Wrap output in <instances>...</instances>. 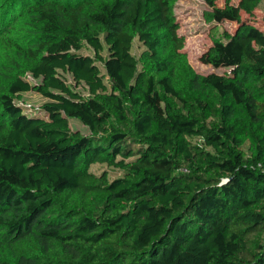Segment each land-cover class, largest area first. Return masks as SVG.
<instances>
[{"label": "trees", "instance_id": "1", "mask_svg": "<svg viewBox=\"0 0 264 264\" xmlns=\"http://www.w3.org/2000/svg\"><path fill=\"white\" fill-rule=\"evenodd\" d=\"M174 1L0 0V264H264L261 0H207L230 76L187 64Z\"/></svg>", "mask_w": 264, "mask_h": 264}, {"label": "rangeland", "instance_id": "2", "mask_svg": "<svg viewBox=\"0 0 264 264\" xmlns=\"http://www.w3.org/2000/svg\"><path fill=\"white\" fill-rule=\"evenodd\" d=\"M238 1L214 0V3L218 7H223L226 3L237 5ZM173 5L174 15L179 25L178 34L184 39L182 51L184 52L187 64L198 74L215 73L230 76L231 71L229 68H215L210 64H206L204 57L214 39L221 38L224 40L226 33H232L234 31L236 23L228 21L217 23L212 18V10L207 0H175ZM241 17L257 27L264 29V0H261L252 15H248L242 11ZM133 53L139 59L141 50L137 43L134 44ZM139 65L141 66L140 62ZM63 75L68 84L76 91L83 95L88 94L84 86L75 85L69 73H63ZM27 78L32 83H39L40 81L39 79L32 78L30 75ZM17 101L28 112L38 109L46 99L37 92L28 91L20 94ZM232 126L239 140L240 147L245 151L247 156H251L253 154V141L251 129L248 126L243 108L238 107L236 109L232 117ZM70 127L84 134L89 133V130L76 120H70ZM104 168V165L95 164L91 167V170L100 172ZM110 174L113 176L114 171Z\"/></svg>", "mask_w": 264, "mask_h": 264}]
</instances>
